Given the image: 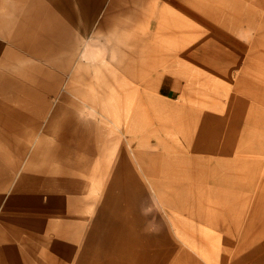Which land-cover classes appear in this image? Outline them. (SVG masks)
Segmentation results:
<instances>
[{"label":"rangeland","instance_id":"1","mask_svg":"<svg viewBox=\"0 0 264 264\" xmlns=\"http://www.w3.org/2000/svg\"><path fill=\"white\" fill-rule=\"evenodd\" d=\"M198 2L211 3L226 12H231L227 18L230 22L237 17L243 18L240 30L231 31L222 24L207 19L201 13L202 10L192 7L190 0H142L138 6L141 11L139 19L131 17V21L140 25L144 33L139 38L135 35L134 28L127 30L126 45L129 48L127 56L136 61L148 51L159 55L164 49L168 51L170 48L175 49L174 58H177L180 54L178 48L186 45L187 38L174 33L155 37L159 27L157 24L164 22L172 28L185 20L191 22L186 11L196 13L203 19L206 18V22L220 27L222 34H214L234 50L233 56L223 52L220 56H214L210 67L196 64L195 69H200L205 76L193 83L185 79L179 80L169 68L157 66L149 69L157 73L154 75L153 87L150 88L155 90L163 101L187 103L199 107L204 113L214 112L224 116L225 121L220 122L219 128L229 124L231 120L239 126L240 124L245 126L247 140L238 143L237 148L230 151L237 156L242 155L243 158L231 166L230 171L233 177L246 176L243 180L250 185L248 189L236 185L239 187L225 188L221 191L217 195L222 201L221 210L166 214L163 204L153 193L137 200V208L148 218L143 222L144 229L157 233H165L170 229L178 241L170 259L163 256L154 264H264V1L258 4L256 0H198ZM99 10V14L87 24L91 31L98 27L102 7ZM247 22L251 24L248 25ZM81 43L80 63L84 66L87 64V69L91 71L93 65L103 69L107 59H103L101 55L108 52L105 38L98 35L83 37ZM170 54L173 55L171 52ZM162 58L159 57L157 62L161 63ZM6 63L5 68L1 63V69L13 73V63ZM246 66L249 67V71H242ZM134 70L136 72V69ZM70 72L71 70L69 72L67 70L62 73L67 81L71 76ZM103 74L112 79L109 70ZM114 74L116 79L115 81L113 79V85L117 84V79L131 82L130 77L120 69ZM3 85L0 78V87ZM65 86L63 80L52 98H43L45 105L41 106L40 125L35 123L38 129L34 130L32 116L27 114L22 119L18 117L20 131L12 129L16 121L15 123L12 121L13 125H9V130H6L7 125L3 123L4 121L0 122L2 131L0 143L3 141L5 142H2L3 145L7 143L11 145L5 150L0 148V264H72L91 224L92 209L100 204L98 202L100 190H92L89 184L96 170L92 169L91 172L94 174L84 169H73L78 173L58 171V168L63 166L69 169L75 163L85 162L87 157L93 159L91 165L94 166V159L100 158L98 151H86L68 138L70 122L68 123L66 118L73 105L65 104V114L60 117L53 114L54 106L62 98L69 101L73 98L78 103L74 106L79 109L82 118L97 124L98 118L95 115L102 111L95 109L94 105L80 103L77 97L66 91ZM253 87L262 91L260 100H255L249 95ZM8 88L11 99L2 96L0 88V102L14 105L18 102V93L13 85H9ZM126 88L120 92L122 97H126L123 94ZM190 95L195 96L192 102L189 99ZM47 101L52 106H48ZM107 108H112L111 104H108ZM103 117L107 123L106 132L91 133L81 128L79 136L97 140L104 138L103 154L108 162L107 170L110 163L116 161L117 150L121 142L126 141V137L121 125L112 120L109 113H104ZM228 117L233 118L229 121ZM246 118L252 121L247 123ZM255 118L257 124L253 125ZM10 119L16 120V117ZM207 124L211 125L214 122L209 120ZM54 125L58 127L54 129V134L50 135L49 129ZM233 127L237 131L236 126ZM41 143L45 145L47 155L43 157L45 166H41L42 156L37 158L33 156ZM260 169L262 176L258 174ZM85 177L90 180L86 179L84 182ZM82 194L94 198L88 210L87 203L82 200ZM176 222L183 224L185 238L177 236ZM95 252L98 255L95 257L96 262H99L97 264H101L103 260L105 264H141L138 253L127 245L122 253H116L110 248L104 250L100 246Z\"/></svg>","mask_w":264,"mask_h":264},{"label":"bare ground","instance_id":"2","mask_svg":"<svg viewBox=\"0 0 264 264\" xmlns=\"http://www.w3.org/2000/svg\"><path fill=\"white\" fill-rule=\"evenodd\" d=\"M190 1L193 6H200L201 10L209 15H214L219 20L225 19V23H228L226 26L232 29L236 28L237 21L243 23V18L239 19L238 17L230 22L227 18L231 12L220 10L219 7H214L211 3L203 4L198 0ZM263 1L256 0L257 3ZM41 4L49 18L59 26L57 1L43 0ZM192 20L190 19L191 22H185L187 21L185 20L178 24V32L175 31L176 29L172 32V34L184 36L188 40L186 45L178 48L180 54L177 58H174L175 49H173L174 51L164 49L159 54L160 56L148 51L136 61L134 58L127 61L121 60V65L127 70H124V73L130 77L131 82L117 79V84L113 85L116 75L110 80L104 74L103 90L105 87L106 90L98 104L102 112L95 115L98 118L97 124L89 122L88 119L84 120L79 109L73 108L74 111L70 110L67 114L66 120L68 123L70 122L68 138L72 139V143L86 151L96 150L100 154L99 159H94V166L91 165L93 159L87 157L85 162L75 163L69 169L66 166L58 168V171H69L70 173L73 169H84L90 170L89 173L94 174L91 171L92 169L96 170L95 176L91 180L87 179L88 176L83 181L90 180L91 189L100 190L101 193L98 198L100 204L92 209L91 224L85 233L83 245L72 264L99 263L95 260V257L98 256L95 249L98 246L104 250L110 248L116 253H122L127 245L132 251L138 253L141 264L146 262L154 264L163 256L165 259H170L178 244L174 233L170 232V229L165 233L144 229L143 222L148 218L144 216L145 213L138 210L137 200L153 193L163 204L166 214L216 211L221 210L222 207V201L217 196L221 191L225 188L239 186L248 189L250 185L243 180L246 179V176L244 178L233 177L230 171V167L243 158L242 155L237 156L230 151L236 149L238 143L241 144L247 140L245 126L240 124L242 128L240 130L239 124L232 122L233 117H228L229 121L231 120L230 123L219 128L220 122L225 121L224 116L214 112L204 113L199 107L187 103L163 101L155 90L150 88L153 87L152 82L157 73L151 72L149 69L157 66L169 68L179 80L185 79L189 83H193L197 82L198 78L201 79L205 76L204 72H200V69H195L196 64L210 67L214 56H220L223 52L230 56L235 53L214 34L217 32L211 30L209 31L211 33H208L204 24ZM116 35L114 37L118 53L121 52L118 56L128 55L129 48L126 45L128 33H117ZM165 52L167 54H164ZM156 56L163 57L161 63L157 62ZM248 68L246 66L242 71L248 72ZM123 88H126V92L123 93L126 97H122L120 94L121 91H124ZM172 95L170 97H173ZM249 95L255 100H260L262 91L253 87ZM194 98L195 96L190 95V102L195 100ZM68 103V99L62 98L57 104L58 109L55 114L59 117L65 114L64 105ZM108 104H111L112 108H107ZM256 111L258 110L256 109ZM106 112L112 116V120L121 125L126 137V141L121 142L117 150L116 161L110 163L108 172L106 170L108 162L107 159H104L105 154H103L104 138L97 140L79 136L81 128L87 129L86 131L91 133H95L94 131H98V134L106 132L107 123L103 117ZM253 113H255L254 106ZM246 119L247 123L252 121L249 118ZM209 120L214 124L208 125L207 121ZM254 124H257L256 118ZM233 125L236 126L238 132L233 129ZM54 126L53 131L51 128L49 129L50 135H53L54 129L58 127ZM5 148L9 147L3 149L5 150ZM33 156L35 158L42 156L41 166H45L43 159L47 156L45 145L41 143L34 151ZM73 172L78 173V171ZM258 174L261 175V169ZM81 196L83 202L87 203L88 210L94 198L83 194ZM179 223L176 222L175 232L178 237L185 238L183 224ZM146 257L150 258L146 259ZM101 264H105V261L103 260Z\"/></svg>","mask_w":264,"mask_h":264},{"label":"crops","instance_id":"3","mask_svg":"<svg viewBox=\"0 0 264 264\" xmlns=\"http://www.w3.org/2000/svg\"><path fill=\"white\" fill-rule=\"evenodd\" d=\"M56 1L59 26L53 19L49 18L48 13L42 8L41 2L43 0H0V65L3 64L5 68L6 62H12L14 66L13 73L4 72L0 66V78L4 84V87H0L2 89H0L2 93L0 94L10 100L9 85H13L18 93L16 104L10 105L0 102V122L6 123V130H9V125H13L11 124L12 121L14 123L16 121L12 129L13 131H20L18 117L20 116L19 119H22L26 114L32 116L34 124H39L42 113L41 106L45 105L43 98H52L63 80H65L66 91L77 97L80 103L94 105L96 106L95 109H99L98 104H100L104 93L103 77L105 75L103 72L106 73L109 70L113 78L117 69L123 73L124 70L127 71L120 61H126L125 59L128 58L130 60L126 54L118 56V47L114 36H117V33H127L131 27L135 29V35L139 38L144 33L140 25L131 21V17L139 19L141 11L138 6L142 0ZM256 4L258 3L256 2ZM101 7L103 11L99 15L98 27L91 31L87 24L99 14ZM192 7L202 9L198 5H192ZM219 8L222 10L221 7ZM201 13L207 19H212L213 22L220 23L231 31L238 32L243 24L241 21H237L236 28L232 29L226 26L228 23H225V19L219 20L205 11ZM186 15L194 21H201L208 33L215 30L214 32L222 34L219 30L220 27L209 21L206 22V18L204 20L200 15L187 11ZM157 25L159 27L155 37L170 33L172 35L174 29L176 32L179 30L178 24L172 28H169L164 22ZM118 30L119 32H117ZM95 35L105 38L108 43V52L101 55L103 59H107L105 67L101 69L93 65L91 71V69H87V64L84 66L80 63L79 52L82 47V38ZM167 50L171 49L168 48ZM67 70L68 72L71 70L68 81L62 75ZM75 100L71 98L69 103L73 105L75 110H78L74 106L78 105ZM46 104L52 106L50 102ZM57 109V105L54 106L53 114L56 113ZM74 109L71 110L74 111ZM10 117H16V120L10 119ZM36 124L34 130L38 129ZM54 127L50 128L53 129ZM0 132L2 131L0 130ZM2 142L0 148L11 146L9 143L3 145L5 142Z\"/></svg>","mask_w":264,"mask_h":264}]
</instances>
